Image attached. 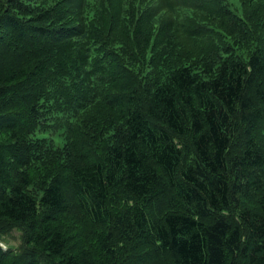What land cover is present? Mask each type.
<instances>
[{
    "label": "trees",
    "instance_id": "trees-1",
    "mask_svg": "<svg viewBox=\"0 0 264 264\" xmlns=\"http://www.w3.org/2000/svg\"><path fill=\"white\" fill-rule=\"evenodd\" d=\"M233 1L0 0V264H264V0Z\"/></svg>",
    "mask_w": 264,
    "mask_h": 264
},
{
    "label": "rangeland",
    "instance_id": "rangeland-1",
    "mask_svg": "<svg viewBox=\"0 0 264 264\" xmlns=\"http://www.w3.org/2000/svg\"><path fill=\"white\" fill-rule=\"evenodd\" d=\"M77 2L79 3V0H77ZM230 2L232 3L231 6L233 8H236L239 4L238 1L236 2V1L230 0ZM61 143H62L61 139L56 138V144H61ZM261 173L264 174V168L261 171ZM19 242H20V235L16 231H13L12 233H8L2 237V245L4 247L17 246Z\"/></svg>",
    "mask_w": 264,
    "mask_h": 264
}]
</instances>
